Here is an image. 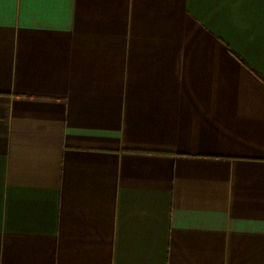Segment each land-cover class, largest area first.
Segmentation results:
<instances>
[{
	"label": "crops",
	"instance_id": "1",
	"mask_svg": "<svg viewBox=\"0 0 264 264\" xmlns=\"http://www.w3.org/2000/svg\"><path fill=\"white\" fill-rule=\"evenodd\" d=\"M0 264H264V0H0Z\"/></svg>",
	"mask_w": 264,
	"mask_h": 264
}]
</instances>
